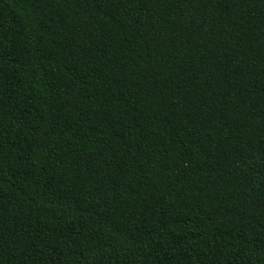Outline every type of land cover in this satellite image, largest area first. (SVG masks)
<instances>
[{
    "label": "trees",
    "instance_id": "obj_1",
    "mask_svg": "<svg viewBox=\"0 0 264 264\" xmlns=\"http://www.w3.org/2000/svg\"><path fill=\"white\" fill-rule=\"evenodd\" d=\"M0 264H264V0H0Z\"/></svg>",
    "mask_w": 264,
    "mask_h": 264
}]
</instances>
